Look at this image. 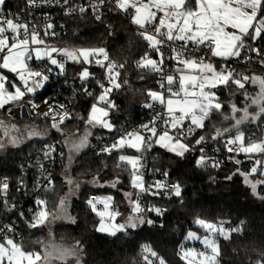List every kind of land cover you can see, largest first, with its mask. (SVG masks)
<instances>
[{"label":"trees","instance_id":"obj_1","mask_svg":"<svg viewBox=\"0 0 264 264\" xmlns=\"http://www.w3.org/2000/svg\"><path fill=\"white\" fill-rule=\"evenodd\" d=\"M66 24L67 33L47 40L48 45H71L78 49L103 48L108 58L123 65L116 81L121 87H113L110 94V100L115 105V109L110 114L114 129L109 132L94 129L87 148L72 159L73 178L84 180L94 177L101 185H86L77 195L71 193L66 197L68 189L66 178L62 173L63 169L60 168L54 173L52 189L40 187L32 193L34 187H31L23 194L18 192V189H20V169L24 160L34 151L40 150L48 141L62 143L64 136H58L54 128L50 127L52 124H43L37 117L26 121L32 124L38 122L48 135L44 139L27 141L20 148L0 156V218L16 225L19 233L16 242L22 244L26 252L42 253L53 245L75 249L81 264H146L145 257L152 264H157L161 259L164 264H187L181 259L184 237L189 230H199L196 226L197 221H204L223 228L224 232L229 234L227 239L219 234L215 236V240L219 243L218 264H257L258 260L264 258V199L260 198L264 196V185H259L257 188L259 196L253 195L251 187L245 183L244 175L241 174L250 172L252 162L245 161L242 157L237 160L240 163L233 162L227 167L207 171L198 169L195 161L202 148L212 149L219 145L222 137L237 134L236 129L233 128L234 119L226 120L224 116L235 115L236 118L242 116V109L250 105L244 93L255 96L259 88L253 86L251 82L241 90H237L234 85L218 88L216 93L223 105V115L213 113L211 118L205 121L204 128L193 130L191 138L187 141L190 150L183 156L159 146L154 149L153 169L164 175L166 173L167 179L178 184L182 189L179 197L155 199L166 209L161 219H152L151 224L145 222L141 228L120 231L114 236L103 235L97 231L99 220L88 205L89 197L90 195L111 196L114 204L119 207L117 221L122 223L128 214L125 193L129 192L132 172L129 165L120 162L119 156L125 153L138 156L140 152L122 149L113 150L110 154L98 153L92 149V146L98 138L115 137L123 123L140 119L142 107L151 101L148 92L158 91L159 85L158 74L137 67V62L146 52L150 57H154L155 53L135 29L112 11H108L100 21L92 16H84L66 20ZM256 46L264 51V39L257 40ZM215 66L219 68L217 64ZM85 68L81 64L65 63L54 83L24 100H32L36 105L43 103L50 96L72 100L73 110L79 113L80 120L65 124L72 125L71 133H82L87 127L89 112L100 94L99 83L93 78L84 80L89 84L90 92H84L77 97L70 91L65 92L62 86L66 81H71L73 87H76L81 82V72ZM0 70L10 80H14L6 70ZM88 70L92 75H98L100 72L92 62ZM235 71L249 76L246 71ZM230 102L241 111L233 114L229 106ZM249 110L253 115L255 114L254 108ZM5 111L6 108L2 110V116ZM14 122L18 125L22 124L18 120ZM225 128L232 131L225 132ZM60 129L62 131L61 127ZM217 130L221 135L219 139H213L217 135ZM239 131L243 133L245 140L248 137H251L253 142L263 140L264 118L244 122L239 126ZM200 136H204L205 141L197 145L195 141ZM64 149L68 157L67 146H64ZM4 179L9 182L6 197L2 190ZM116 180L118 181L116 188L104 186ZM35 193L40 200L46 201L45 205L35 206ZM4 200L7 206L3 203ZM61 201H64L63 205ZM65 205L70 214L64 218ZM42 209L51 216V223L42 227H30L35 215ZM72 215L76 219V225L69 223ZM233 229L239 231H232ZM145 247L151 251H146ZM152 252L157 255L153 257Z\"/></svg>","mask_w":264,"mask_h":264},{"label":"snow or ice","instance_id":"obj_2","mask_svg":"<svg viewBox=\"0 0 264 264\" xmlns=\"http://www.w3.org/2000/svg\"><path fill=\"white\" fill-rule=\"evenodd\" d=\"M118 10L129 13L130 10L134 13L132 15V22L139 26L142 31L140 35L148 43L149 48L157 52L160 56L159 60L152 59L146 52L144 57L137 62V67L147 69L149 72L160 75L159 88L160 91H149L148 95L153 102H158L166 111L158 115L156 120L152 121L151 126H142L143 131L150 133V135H143L141 131L126 133L121 136L111 146L101 149V153H111L113 150H119L124 147H130L140 151L142 147L149 148L152 143L159 144L168 151L175 153L178 156H183L185 152L190 150L189 144L184 141L188 135L195 128H204L205 121L209 120L213 113H220L223 115V105L219 101V97L213 89L220 87L228 88L235 86L237 90L245 89L248 82L258 83L259 91L255 96H250L247 92L244 93L245 99L250 101V105H255L253 115L249 108L250 105L242 109L243 115L236 118L224 116V119H234L233 128L236 129L237 135L234 139L227 141L229 152H243L246 154H261L264 156V140L259 142H249L245 144L244 135L239 131V126L245 121L252 122L264 118V77L243 75L235 70H231L226 66L217 69L211 62H205L206 57L195 55L201 49H207L213 57L222 58L224 60L237 58L243 59V52H255L261 56V64L264 65V54H261L259 48L253 47L248 41H255L264 39V0H112ZM30 5L35 4V0H28ZM67 3V0H65ZM105 0H98V4L102 5ZM5 0H0V12ZM95 10L97 5L92 6ZM81 13L86 9L79 8ZM100 19V15H96ZM52 28V25H48ZM151 29V33L149 32ZM232 29V31H229ZM12 35L9 36L8 33ZM44 41L39 38V34L35 29L29 31V26L26 23H20L18 19H9L0 15V69H7L15 74L21 84H17L15 80H9L8 77L0 74V108H4L6 104L12 102H20L27 93H34L36 89L43 87V82L48 80L46 72H51V68L47 69H32L28 61L33 59V52L36 60H42L45 56L48 57L51 65L58 66L61 71L64 64L58 62L56 58L52 57L53 52H60L67 58L83 63H90V58H94L95 62L101 66L106 67L109 73V83L115 88L121 87L119 82H116L115 76L112 75L114 68L123 67V65H115L110 61L108 55L103 48L98 49H45L42 53L39 47H31L32 45H41ZM172 45H178L173 47ZM168 46L173 55L168 59L174 60L177 67L172 71V74H166L164 71V53L161 51L162 47ZM189 49L193 51L190 53ZM103 57V61H108L105 65L99 57ZM80 58H83L82 61ZM251 57H249L250 59ZM89 72L85 69L82 72V78H87ZM31 81V83H29ZM126 83V81H125ZM103 89L98 101L104 102L106 108L97 107L96 104L92 106L91 114L88 120L90 125H99L105 129L112 130L113 125L103 117H107L109 112L107 109L115 105L106 99L108 93L112 88ZM12 89V90H9ZM91 95V93H89ZM47 103V102H46ZM35 107V105H33ZM63 108V106H60ZM147 107H152L151 104ZM52 111L43 113L48 116ZM233 114L239 113L234 104L231 106ZM68 116L64 113L59 116V121L62 123ZM54 120L56 116L52 117ZM157 120L163 121V127L158 130L156 127ZM188 127V132H184V128ZM0 126H3L0 122ZM56 127V124L52 125ZM15 131V126H12ZM225 132H231L232 129L225 128ZM33 135L38 134L36 132ZM4 135L9 136L10 142L17 144L18 138L11 137L7 128L4 129ZM221 135L217 130L216 137ZM205 141L204 136H200L195 143L197 145ZM4 143L0 142V148H3ZM88 146V136L80 138L78 142L73 143V148L79 151ZM203 151V149H201ZM48 155V153H45ZM120 162H126L132 166L134 188H139L142 192L145 191L141 175H139L140 163L139 157L128 155H120ZM240 163V161H236ZM199 166H206V161L202 156L197 161ZM255 165L248 174L245 175V182L251 187L253 195L259 196L257 187L264 185V180H250L249 177L256 174L258 171L264 175V159L256 160ZM120 167L121 165H117ZM213 166H216L215 164ZM259 166V167H257ZM165 175H167L165 173ZM230 178V177H229ZM114 186V185H113ZM157 188H164L165 185L157 182ZM9 185L5 181L2 185V190L5 192ZM170 188L174 191V195L179 197L181 195V188L178 184L171 185ZM156 194V193H153ZM131 195V194H126ZM264 199V196H260ZM95 199V198H93ZM111 197L101 201L104 203L105 209L108 208V201ZM7 206L6 200L3 201ZM64 201H61L63 205ZM38 205H45L46 201L38 200ZM93 211H96V205L93 200H89ZM159 215L161 209H154ZM135 213L143 211L139 203H135L133 209ZM119 213H108L114 219ZM100 217L105 216V212H97ZM48 222V212L42 209L38 212L30 227H42ZM151 224V220L145 221L142 217L129 216L125 224L115 225V230L110 232V235H116L117 231H126V228H136L139 224ZM208 230V235L202 239L204 251L196 253L193 256L192 251L184 252L181 259L192 257L189 264L193 261L199 260V264H217V257L219 256V247L217 241L213 238L216 234H224L223 228H217L213 224H206L204 221H197ZM98 231L104 232L107 229L104 226L103 220ZM232 231H239L233 229ZM14 232L11 226L0 228V264H38L42 259L39 252H26L22 244L16 242L15 237L8 235ZM192 234H190L191 236ZM227 239L228 236L225 235ZM146 251L151 249L145 247ZM156 256L155 252L151 253ZM55 257L61 261L68 257H76L77 264H80L79 257L75 249H68L59 246L54 247V252H48L43 259L46 261ZM146 264H152L151 261L145 257ZM160 264H164L161 259ZM257 264H264V258L258 260Z\"/></svg>","mask_w":264,"mask_h":264},{"label":"built area","instance_id":"obj_3","mask_svg":"<svg viewBox=\"0 0 264 264\" xmlns=\"http://www.w3.org/2000/svg\"><path fill=\"white\" fill-rule=\"evenodd\" d=\"M93 5H97V8L95 10L92 7ZM81 7L85 8L86 11L81 13L79 11V8ZM108 11H112L113 13L120 16L139 34L142 31L139 26L132 22V10H130L129 13H125L121 10H118L112 0H105V3L102 5L98 4V0H67V3H65V0H35L34 5H30L28 3V0H5V4L2 6V12H0V15H3L9 19L16 18L19 20L20 23L28 24L29 31L35 29L36 32L39 34V38L43 40L45 44H47V40L61 37L67 33L66 20H71L84 16H92L95 20L100 21ZM97 14L100 15V19L96 18ZM49 24L52 25V28L47 27ZM149 32L151 33V29H149ZM8 35L11 36L12 34L9 32ZM248 43L251 44L253 47L258 48L256 46V41L254 44L252 41H248ZM172 46L176 47L178 45ZM31 47H33V45ZM161 51L164 53L165 57L164 71L166 74H172V71L177 67V64L174 60L168 59V57L173 54L171 53L170 48L168 46L162 47ZM192 51V49H189L190 53ZM153 52L155 53V56L151 58L159 60V54L155 51ZM194 54L206 57L205 62L215 63L220 68L226 66L231 70L246 71L250 77H264V65L261 64V56H258L255 52H243V59L232 58L228 60L213 57L211 53L207 51V49H201L199 52H195ZM261 54H264V51H261ZM249 57L251 58L249 59ZM99 59L103 61L102 56L99 57ZM109 60L114 62V64L117 66L121 65L120 63L110 58ZM103 63L107 65L108 61H103ZM28 64L32 69H52L51 72L45 73L46 75H48L49 78L47 81L43 82L44 87L54 83V80L57 78L59 72H61V70L51 67V65L49 64V59L46 56L40 61H36L33 57V59L28 61ZM92 65L100 71L98 75H92L91 77L94 79V81H97L99 83V88L101 89L99 94L100 96L103 92L101 84H103L105 88H111L113 87V85L109 83V73L107 72L106 67L99 66L95 62L94 58ZM121 69V67L114 68L112 75L115 76V73H120ZM117 79L118 76H115L116 81ZM159 81L160 75L158 74V82ZM62 87L65 92L70 91V93H72L75 97L80 96L84 92H90L89 84L84 80H81V82H79L76 87H73L71 81H66ZM149 104H151L152 107H147V105ZM60 106H63V108H61ZM50 107L52 111L49 113L48 116H44L43 113L49 112ZM165 111L166 110L158 102L150 101L142 107V115L140 119L123 123L115 137L105 136L102 138H98L93 144L92 149L97 151L98 153H101L102 148L111 146L121 136L125 135L126 133H131L138 130L141 131L143 135H150V133L143 131L142 126H151L152 121L156 120L158 115L165 113ZM35 112L36 117L43 124H60L61 122L59 121V116L63 115L65 112L68 113V116L62 122V124L80 120L79 113L73 110L72 100L60 99L55 96H50L43 103L36 105ZM2 113L3 112L0 110V116L2 115ZM53 116H56L57 119L54 120L52 118ZM156 127L158 130H160L163 127V121L157 120ZM184 132H188V127L184 128ZM192 134L193 131L190 135H188L187 139L184 141L185 143H187L188 139L191 138ZM235 135L237 134L222 137V141H220L219 145H216L212 149L202 148L203 151L200 150L198 152L195 161V166L198 169L214 171L219 168L227 167L233 162H236L239 158L243 157L245 161L252 162V169L254 166H256V160L264 159V156L258 153L246 155L243 152H229V146L227 144V141L229 139H234ZM246 142H253V139L251 137H248L245 141V144H247ZM157 146L158 145L156 143H152L151 147L149 148L142 147L140 154L137 156L140 158V163L137 165V168H139V173L143 176V184L145 188V191L140 193L138 202L141 209L143 210L142 213L144 215L145 221L152 219H161L163 217L164 212L166 211L165 207H162L159 203L156 202L155 199L165 200L175 196L174 191L170 188V186L175 185L176 183L168 180L164 174H162L160 171L154 170L152 167V163L155 161V159L153 158V151ZM45 153H48V155H45ZM202 156L207 162L206 166H199L197 163V161L200 160ZM214 164L216 166H213ZM72 167L73 162L68 160L64 145L58 141H48L43 144L40 150L34 151V153L22 163L20 169L21 177L19 179L20 189H18V192H22L23 194H25L26 189L28 190L31 187H34L31 191L32 193L36 192V188L40 187H43L44 189L48 190L52 189L54 186V173L56 172V170L62 168V173L65 176V171ZM251 177H254L255 179L259 180L264 179V175H261L259 171ZM5 181L9 183L7 179H4L2 183H4ZM157 182L165 185V187L157 188L155 186ZM7 195L8 193H6L5 197ZM99 198L100 196L90 195L89 200L96 201ZM38 200H40V198L36 194L35 206L37 207L40 206L37 204ZM96 208L99 211L104 209L101 204L97 205ZM156 208L161 209L162 214L158 215L154 210ZM118 209L119 207L114 203L110 208V210L113 212L118 211ZM5 226H11L14 229V232L8 233V235L14 236L16 240L19 236L16 225L0 218V228H4Z\"/></svg>","mask_w":264,"mask_h":264},{"label":"rangeland","instance_id":"obj_4","mask_svg":"<svg viewBox=\"0 0 264 264\" xmlns=\"http://www.w3.org/2000/svg\"><path fill=\"white\" fill-rule=\"evenodd\" d=\"M122 12H124V11H122ZM35 47H39L41 49V52L42 53L45 51V49H47V50L50 51L51 48H53V47L56 48V49H68V50L78 49V48H75L74 46H71V45L70 46L69 45H67V46H59V45H48V44H45V43L44 44H41V45H33V48H35ZM33 57L35 59V53L34 52H33ZM52 57L53 58H56L58 60V62L63 63L64 64V67H65V63L70 62V63L81 64L83 68L86 67L85 69H88V66L90 64V63H83V62H77V61L71 60V59L67 58L66 56H64L60 52H53L52 53ZM80 59L82 61L83 58H80ZM90 60H91V62H93V58H90ZM36 61H40V60H36ZM49 64H50V62H49ZM51 67H54V68H56L58 70H61L58 66L51 65ZM217 69H220V67L219 68L217 67ZM3 70H6V69H3ZM87 71L89 72V70H87ZM82 72H81V80H88L89 78L92 77V74L89 72V76L87 78H82ZM0 74L6 76L5 74L2 73L1 70H0ZM29 83H31V81ZM17 84L19 85V83H17ZM43 86H44V84H43ZM41 88H43V87H41ZM41 88L36 89V91L34 93H27L23 97V99L26 98V97H28V96H30V95L35 94L37 92V90H40ZM217 89H213V91L216 92ZM9 90H12V89H9ZM98 98H99V96H98ZM98 98H97V100H96V102L94 104H96L97 107L106 108V104L104 102L98 101ZM106 99L110 101L109 93H108ZM232 105H233V102H230L229 103V106L231 107ZM5 107L8 108L7 109V112L5 113V115L9 119H25L28 116L36 115L35 114V111H34V107H32V105H29V104L26 105V104H23V103L20 104V102H12V103L6 104L4 106V108ZM250 108L251 109H253V108L256 109L257 106L251 105ZM114 109H115V106L114 107H111L110 109H107L108 112H109V115L107 117H103V119H106L111 124H112V122L110 121V114L113 112ZM1 110H3V108H1ZM90 114H91V110H90L89 115H88V118H87L88 120H89ZM241 114L243 115V112H241ZM88 120H87V127L80 134H78L76 132L71 133L72 132V125H70V124H67V125L66 124H62V123L56 124L57 126H60L62 128V132L64 133V136H63V139H62L61 142H62V144L64 146H67V149H68V152H69L68 160L71 161V162H72V159L76 155H78L79 153H81L83 150H85L87 148V147H85V148H83V149H81L79 151H76L73 148V143L74 142H78L80 138H82L85 135H87L88 136V145H89V138L93 134L94 129H101V130L108 131V132L109 131H112L114 129V126H113L112 130H108V129H105V128L99 126V125H95V126L90 125L88 123ZM0 122H2V124H3V126H0V130H1L0 142L4 143V145H5L3 148H0V156L4 155L9 150L18 149L20 146H22L27 141L36 140V139H44L48 135L47 132L45 131V128L41 124H39L38 122L32 124L30 122H26L25 121L24 123H22L20 125H18V124H11L8 121H6V118L5 117L0 118ZM245 122H247V121H245ZM186 124H187V122H186ZM13 125L15 126V129H16L15 131L12 128ZM52 125L50 127L51 128H55ZM5 127L7 128L8 132L11 135V137L18 138L17 144L13 145L10 142L9 136H5L4 135V129H5ZM192 127H193V129H200V128H195V126H192ZM33 132H36L38 134L33 135L32 134ZM245 141L246 140H245V137H244V142ZM157 145L159 147H161L159 144H157ZM162 148H164V147H162ZM122 149H130V150H132V151H134L136 153L137 152H140L142 150V148H141L140 151H137L136 149H133V148H130V147H127V146L124 147V148H122ZM122 149H119V150H122ZM164 149H166V148H164ZM121 155H128V156L137 157L133 153L132 154L131 153H125V154H121ZM246 155H251V154H246ZM124 163L127 164L126 162H124ZM129 167H130L131 172L133 173L132 166L129 165ZM138 174L141 175L140 173H138ZM243 177H244V181H245V176H243ZM65 178H66V183H67V188H68L67 191H66V197H68L71 193H73L74 196L77 195L78 192H79V190L82 189L86 185H97V184L101 185V183H99L98 180L96 178H94V177H89V178H86L84 180H77V179L73 178L72 175H71V168L68 169L67 171H65ZM141 179L143 181V176L142 175H141ZM249 179L250 180H259V179H255L254 177H251V176L249 177ZM132 181H133V175L131 176V185H130L129 192L126 191V193H125V194H131L130 196L129 195H126V198L127 199L125 200L126 203H127V207H128V211L129 212L126 215V217H125V219H124V221L122 223H119L117 221V219L119 217V214L116 215L114 219H112L108 215V213H113V211L110 210V208L112 207V205L114 203V200H113V198L111 196H109V195H102V196H100V198L98 200L93 201L95 203L96 207H97V205H100V204L104 207V209L101 210V211H99L97 208H96V211H93L91 205L88 204L91 207V209L94 212V214L98 217L99 223H98L97 229L99 228L102 220H103V223H104L105 228L107 229L104 232H101V231H98L97 230L99 233H101L103 235H107V236H112V235H110V232L115 230V227L114 226L115 225H119V224H125L129 216H135V217H142L143 218V215H142L141 212L140 213H135L133 211V209L135 207V203H137L136 200H133V197H134L133 193H135L136 196H138L142 191L139 188H134L133 185H132ZM117 183H118V181L116 180L114 182L106 183L104 186L108 185L109 187L116 188ZM108 197H111V200L108 201V208L105 209L104 203L101 202V201L105 200ZM64 208L65 209L63 211L65 212V214H64V218H65V217H67L70 214V211H69V209H67V205H65ZM97 212H105V216L104 217H100V216L97 215ZM115 213H119V212L118 211H115ZM50 218H51V216L48 214V222L46 224L51 223L50 222L51 221ZM62 220H64V219H62ZM69 223H71L72 225H76V219H75V217L73 215L71 216V218L69 220ZM206 224H209V223H206ZM143 225L144 224H139L136 228H126V230L127 229H133V230H135V229L141 228ZM196 226L199 228V230H189L186 233V235L184 237L183 245H182V248H181V256L183 255L184 252H187V251H192L193 252V256H195L196 253L203 252L205 250L204 249V245H203V243L201 241H202V239L205 236H207L209 234L208 233V230L205 227H203L198 222L196 223ZM217 228H219V227H217ZM118 232H120V231H117L116 233H118ZM190 234H192V235L190 236ZM219 235H221L223 238H225V235L228 236L229 234H227L226 232H224L223 235L222 234H219ZM215 236L213 237L214 239H215ZM217 244H218V247H219V243L218 242H217ZM54 247L55 246L53 245L52 247L47 248L44 251H42V253H40L41 256H42V259L38 262V264H77L76 257H68L64 261H61L59 259H56L55 257L51 258L48 261H46L45 259H43V257L45 256L46 253H48V252H54ZM218 257H217V264H218ZM183 260L187 264H189V261L192 260V257H187V258H185ZM148 261H150V260H148ZM25 264H27V262H25ZM157 264H160V261H158ZM193 264H199V260L193 261Z\"/></svg>","mask_w":264,"mask_h":264},{"label":"crops","instance_id":"obj_5","mask_svg":"<svg viewBox=\"0 0 264 264\" xmlns=\"http://www.w3.org/2000/svg\"><path fill=\"white\" fill-rule=\"evenodd\" d=\"M229 31H232V29H229ZM212 63V62H211ZM214 65H216L215 63H214ZM88 70V69H87ZM6 71L8 72V73H10L13 77H14V80L16 81V83H21L19 80H18V78L15 76V74H13V73H11L10 71H8L7 69H6ZM258 88H259V85L257 86ZM43 88H44V86H43ZM43 88H41L40 90H42ZM111 88H113V87H111ZM40 90H37V92L36 93H38ZM159 91V90H158ZM35 93V94H36ZM35 94H33V95H30V96H34ZM110 94H111V92L109 93V98H110ZM25 99V98H24ZM23 99V100H24ZM22 100V101H23ZM111 101V100H110ZM152 101V100H151ZM21 102V101H20ZM23 104H29V105H32V107H33V105H35V107H36V104L35 103H33L32 102V100H24V102H23ZM146 105V104H145ZM14 106V105H13ZM35 107H34V111H35ZM6 108V107H5ZM5 108H3V109H5ZM7 109L8 108H6V111L4 112V114H3V116L1 115L0 116V118H3V117H5L6 118V121H8L9 123H11V124H17V123H15L14 121L15 120H18L19 122H22V123H24L25 121H28V120H30V119H32V118H35L36 117V115H33V116H28L27 118H25V119H9L8 117H6V115H5V113L7 112ZM0 110H1V108H0ZM2 111V110H1ZM35 114H36V112H35ZM185 127H187V124H186V126ZM0 135H1V130H0ZM227 137V136H226ZM21 147V146H20ZM19 147V148H20ZM10 151V150H9ZM8 152V151H7ZM133 195H135L134 196V198H133V200H136L137 201V203H139L138 202V199H139V195L138 196H136V194L135 193H133ZM132 200V201H133ZM141 208V207H140ZM129 212V211H128ZM141 213H142V211H141ZM142 215H143V213H142ZM143 219H144V215H143Z\"/></svg>","mask_w":264,"mask_h":264},{"label":"water","instance_id":"obj_6","mask_svg":"<svg viewBox=\"0 0 264 264\" xmlns=\"http://www.w3.org/2000/svg\"><path fill=\"white\" fill-rule=\"evenodd\" d=\"M253 86H258V83H253ZM54 131L55 133L58 135V136H63L64 133L61 131L60 127L59 126H56L54 128Z\"/></svg>","mask_w":264,"mask_h":264}]
</instances>
